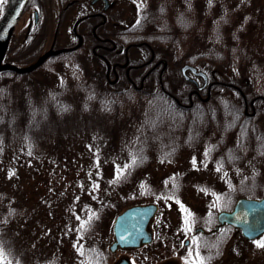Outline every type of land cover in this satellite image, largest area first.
I'll return each instance as SVG.
<instances>
[{
	"label": "trees",
	"instance_id": "obj_1",
	"mask_svg": "<svg viewBox=\"0 0 264 264\" xmlns=\"http://www.w3.org/2000/svg\"><path fill=\"white\" fill-rule=\"evenodd\" d=\"M139 1L135 19V27L141 31L139 39L157 40L161 50L172 46L175 52L169 53L178 64L189 62L207 72L223 68L215 77L221 82L213 83L206 101L192 96V104L183 106L180 103H189V89L183 83L176 90L168 81L163 88L150 90H134L120 83L114 90L103 76H92L95 84L78 70L73 79L61 76L49 84L36 78L32 86L20 79L23 74L0 71V163L16 156L21 163L24 157L34 155L51 135L62 132L59 125L67 126L66 130L73 128L69 119L78 117L81 122L83 118L84 123L86 115L113 114L127 104L139 105L136 119L127 121L119 168L111 176L103 200L83 209V217L76 224L77 236L71 243L63 246L56 242V236L71 229L70 221L61 224L56 215L45 218V225L42 219L37 224L34 221L33 227L32 222L22 224L17 218L22 208L15 201L5 203L8 194L0 180V264H105L110 253L105 237L109 235L101 224L107 218L106 211L116 214L122 206L112 210L117 205L112 200L117 188L134 191L139 199L135 202L153 200L171 209L179 216L183 230L194 225L210 226L216 213L230 209L238 196H264V86L259 83L264 79V57L255 46L256 36L251 34L254 27L264 23V8L252 0ZM10 49L9 44L6 57L14 62L8 54ZM57 61L79 69L83 64L72 53H64L42 65ZM37 86L42 88L34 89ZM245 101L248 110L253 102L254 114L245 113ZM74 102L80 105L78 113ZM196 154L202 155L196 166L211 167L217 175L214 180L198 182L194 170L173 168L186 156L191 161L199 160ZM12 169L7 167L5 174L8 176ZM24 224L30 227L24 228ZM42 226L49 237L46 247L40 236H35L39 230L35 229ZM169 226L164 222L158 229L166 247L172 239ZM234 231L224 226L210 235L207 246H215L218 251L208 255V262L223 259ZM40 249L55 252L45 259Z\"/></svg>",
	"mask_w": 264,
	"mask_h": 264
},
{
	"label": "rangeland",
	"instance_id": "obj_2",
	"mask_svg": "<svg viewBox=\"0 0 264 264\" xmlns=\"http://www.w3.org/2000/svg\"><path fill=\"white\" fill-rule=\"evenodd\" d=\"M224 2L228 3L229 1L224 0ZM252 2L255 5L261 4L256 6L264 8V0H252ZM118 5L125 10L127 17L131 19L136 17L134 15L140 7V1L118 0ZM251 34L256 36L255 46L259 49L261 56L264 57V23L262 26L254 27ZM188 39L190 40L191 38ZM162 48L164 50L167 49L168 52H175L172 46H163ZM34 56V51L25 52L19 56L20 59L15 58V60L18 64H23L31 61ZM87 59L83 57L85 66H82V69L81 67L80 69L72 66L68 67L67 63L66 65L61 61H57L52 64H44L40 68L21 76L20 79L28 81L27 83L32 84V86V80L36 78L48 81L51 84L55 78L61 76L73 79L72 77L79 70L85 77L96 84L92 78V76H95L92 71L95 64H93L91 59ZM216 68L217 71L223 72L224 70L221 67ZM247 75L249 73L245 72V76ZM259 83L264 86V79L259 80ZM93 87L99 89V86L94 85ZM40 88L42 87L37 86L34 89ZM74 105L78 113L80 105L78 102H74ZM138 107L139 105L127 104L113 114L102 115L101 112H97L96 115H86L84 116V123L82 121L84 120L83 118H81V122H79L78 117L69 119L68 124H75H72L73 128L66 130L65 127L67 126L59 125L62 132L51 135L49 137L50 140L48 139L41 144L34 155L24 157L21 163L17 160L18 156H16L15 160H9V162L5 160L0 163V175L2 176L0 180H2L4 186L2 189L7 190L8 194L5 203L10 204L15 201V205L22 208L17 212L18 220L22 221V224L23 221L24 223L32 222L31 227L35 226L33 222L37 221V224L39 219H42V224H47L45 218H50L51 215H56L60 219L61 224L64 223V220L70 221V231H67V234L63 233L61 236H56L55 240L63 246H65V243H71V240L77 236L76 224L83 217V209L91 206L93 201L103 200V192L107 184H109L111 176L119 168L120 158L123 156L121 147L126 141L124 136H126L127 124L130 122L127 121L132 117L136 119ZM80 129H84V132ZM14 149L13 147L10 148L11 152ZM17 152L18 150H15L14 154ZM196 155L199 156V160L195 161V163L193 159L192 161L190 160V156H186L181 162H175L172 165L173 168L181 171L194 170L198 177H196L198 182L208 183L214 180L213 178H216L217 175L212 173L211 167L203 169V167L198 168L196 166L201 162L202 158V155ZM205 164L207 163H202V165ZM10 166L13 169L7 176L5 171ZM133 192L125 188H117L112 199L116 201L117 205L113 206L112 210L114 211L118 206L122 205L119 208L120 211L123 207L139 200ZM158 205L159 210L151 225L152 242L137 249H117L112 253L110 252L105 264H114L123 256L129 257L132 264H161L175 257L173 251L178 250L177 246L172 243L166 247L159 236L158 229L163 227L164 222L168 223L173 238L171 240L173 241L178 237L176 234H180L179 238H184L187 233L182 228L180 219H178L179 216L172 213L171 209L166 210L165 206ZM105 213L107 218L103 220L101 226L109 235L105 237V242L108 246L113 238L111 227L117 213L109 214L107 211ZM20 226L21 224L18 225V228ZM22 226L24 228L30 227L27 224ZM47 227L52 228V219L48 222ZM65 227L62 228L65 229ZM35 230H38L35 236H40L46 247L49 243V237L46 234L47 231L45 232V227L42 226ZM231 236V240L225 246L223 259L212 262L207 261V264H264V247H258L255 243L256 240L264 239V237L246 241L236 231L232 232ZM181 250L184 251V254L182 258L179 257L178 261L182 262V264H195L189 253L191 247L182 248L178 251ZM39 251L45 259L55 252L53 249H50L52 251L50 253L44 249ZM206 251L211 253L208 254L209 256L212 254L214 256L218 249L216 250L215 246L212 249L206 246ZM44 263L47 264L46 261Z\"/></svg>",
	"mask_w": 264,
	"mask_h": 264
},
{
	"label": "flooded vegetation",
	"instance_id": "obj_3",
	"mask_svg": "<svg viewBox=\"0 0 264 264\" xmlns=\"http://www.w3.org/2000/svg\"><path fill=\"white\" fill-rule=\"evenodd\" d=\"M7 1L0 2V17ZM135 19L127 17L118 0H26L10 36L8 46L10 44L11 49L8 54L15 60L25 52L34 51L35 60L46 51L64 49L45 60L64 53H72L79 62L83 61V57L91 59L95 64L92 68L94 75L103 76L106 84L114 90L120 83L132 86L134 90H150L156 86L163 88L165 81L176 90L183 83L189 89V103L192 96L202 99L210 94L213 83L221 82L215 78L221 71L211 69L205 72L207 82L199 90L202 77L190 70H185L183 74L180 70L183 63L178 64L174 55L161 50L157 40L139 39L138 33L141 31L135 27ZM6 54L7 49L3 61L15 63ZM170 95L175 97L172 93ZM181 105L185 106L186 102ZM195 228L182 239L179 238L180 234H176L178 237L175 241L171 240V244L177 246L178 250L190 246L189 253L195 264H207L206 246L212 232ZM178 250L173 251L175 257L169 261L182 264L178 259L182 258L184 251Z\"/></svg>",
	"mask_w": 264,
	"mask_h": 264
},
{
	"label": "water",
	"instance_id": "obj_4",
	"mask_svg": "<svg viewBox=\"0 0 264 264\" xmlns=\"http://www.w3.org/2000/svg\"><path fill=\"white\" fill-rule=\"evenodd\" d=\"M26 0H8L0 19V71L13 70L17 73H25L36 68L47 56L58 53L60 50L47 51L40 55L32 64L25 67H18L10 63H2L8 40L12 33L15 22L21 12ZM189 69L192 73L202 76L203 83L198 88L206 85L207 75L203 71H198L194 65L185 63L181 67V72ZM158 209L156 203L135 204L125 208L114 219L112 225L113 241L110 250L120 247H138L141 243L151 241L152 233L148 229L150 218ZM219 225L229 224L240 230L242 237L253 239L264 233V197L248 198L239 197L236 199L231 210H223L217 213ZM202 230V228H199ZM117 264H130L127 258H122ZM175 264V263H164Z\"/></svg>",
	"mask_w": 264,
	"mask_h": 264
},
{
	"label": "snow or ice",
	"instance_id": "obj_5",
	"mask_svg": "<svg viewBox=\"0 0 264 264\" xmlns=\"http://www.w3.org/2000/svg\"><path fill=\"white\" fill-rule=\"evenodd\" d=\"M137 23H139V21H137ZM193 162L195 163V160H194ZM125 167H128V166L126 165ZM120 174H121V172H118V174H117V178H119V175H120ZM190 215H191V214L189 213V216H190ZM185 223L188 224L189 221L186 219V220H185ZM81 227H84V225L82 224ZM189 230H190V229H189ZM255 243H256V245H257L258 247H264V239L256 240ZM0 256H2V253H0Z\"/></svg>",
	"mask_w": 264,
	"mask_h": 264
}]
</instances>
